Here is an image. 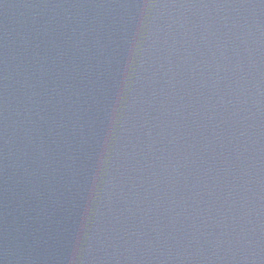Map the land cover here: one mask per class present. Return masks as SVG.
<instances>
[{
	"label": "water",
	"instance_id": "95a60500",
	"mask_svg": "<svg viewBox=\"0 0 264 264\" xmlns=\"http://www.w3.org/2000/svg\"><path fill=\"white\" fill-rule=\"evenodd\" d=\"M0 264H264V0H0Z\"/></svg>",
	"mask_w": 264,
	"mask_h": 264
}]
</instances>
